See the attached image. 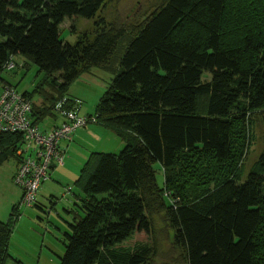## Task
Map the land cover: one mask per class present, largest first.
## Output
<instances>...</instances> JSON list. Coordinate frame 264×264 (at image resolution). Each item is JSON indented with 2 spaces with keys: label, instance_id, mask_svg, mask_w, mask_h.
I'll return each instance as SVG.
<instances>
[{
  "label": "trees",
  "instance_id": "obj_1",
  "mask_svg": "<svg viewBox=\"0 0 264 264\" xmlns=\"http://www.w3.org/2000/svg\"><path fill=\"white\" fill-rule=\"evenodd\" d=\"M106 2L0 0V82L23 57L55 91L44 93L49 107L34 106L36 124L56 100H79L66 92L81 75L119 58L94 114L125 147L82 170L60 264H152L151 247H121L161 213L180 251L173 264H264V150L243 175L251 118L264 126V0H160L132 28L112 22L62 39L66 19H93ZM3 136L0 165L19 160L22 143ZM12 212L0 221V264L18 205Z\"/></svg>",
  "mask_w": 264,
  "mask_h": 264
},
{
  "label": "rangeland",
  "instance_id": "obj_2",
  "mask_svg": "<svg viewBox=\"0 0 264 264\" xmlns=\"http://www.w3.org/2000/svg\"><path fill=\"white\" fill-rule=\"evenodd\" d=\"M159 1L107 0L93 19H66L61 25V37L73 44L82 33H87L88 36L91 35L92 31L96 29V25L97 30L103 27V24L108 26L112 22L120 27H129L148 15ZM15 59L19 62L20 69L5 70L1 78L5 83L13 85L15 90L19 91L20 94L22 93L31 104V113L28 114L26 121L29 119L30 123L38 128L29 136L23 137L22 134H19L22 143L15 151V157H18V152L25 141L31 146L39 147V142H36L37 134L48 133V130L43 129L44 123H49L48 120L53 116L60 119L57 113V105L64 98L68 100L69 98L65 96L56 100L54 108L50 109V112L48 111V116L36 124L37 117L33 114L34 106L45 107L46 103L48 105L44 96L55 93V91L45 81V75L38 73V68L34 63L23 57H16ZM118 65L119 58H116L104 67H93L68 87L66 92L68 96L82 100V113L96 110L99 101L111 86ZM3 81L0 82V93L2 92ZM55 81L60 83L57 79ZM25 92L30 97L25 96ZM71 106L72 104L69 102V107ZM66 108L65 105L61 107L62 110L67 111ZM17 120L23 121L21 117H17ZM251 120H253L251 129L253 145L246 157V160L248 158L247 165L246 167L243 166L244 178L264 150V126L262 121L258 116H253ZM12 127L13 120L10 118L8 128ZM84 132L85 135L76 141L74 152L72 151L74 153L73 159L71 158L72 152H70L65 161L67 164L71 160L73 167L70 168L69 164L64 165L65 168L59 166L61 169L55 175L56 178H53L52 182L44 181L38 188L36 197L37 203H39L38 207L36 205L32 207L25 205L22 201L23 191L18 187V184L15 185L11 181L16 159L9 156L8 160L3 161L0 165V221H8L12 216L14 207L17 205L20 214V218L15 223L11 233L8 249L9 257L6 259L5 264H60V259L65 253V234L70 233L69 223L73 217V214L69 212L76 208L75 204H79V200L77 201L78 194L83 196L81 188L76 185V182L81 178L82 170L91 160L93 154H119L125 147V142L121 136L113 129L101 124L89 125ZM3 135H6V133L0 132V136L4 137ZM50 164L53 166V160L50 161ZM18 170L19 166L17 167ZM157 180L159 185L162 186L163 175L161 172L157 174ZM16 190L22 191L20 199ZM165 218L164 213L153 215L151 233L147 235L136 233L131 239L124 242L121 248L128 250L129 248L147 245L154 251L152 264L179 262L180 251L174 246L173 232L167 225L168 222Z\"/></svg>",
  "mask_w": 264,
  "mask_h": 264
},
{
  "label": "built area",
  "instance_id": "obj_3",
  "mask_svg": "<svg viewBox=\"0 0 264 264\" xmlns=\"http://www.w3.org/2000/svg\"><path fill=\"white\" fill-rule=\"evenodd\" d=\"M15 66V63L10 61L7 64V69L13 70ZM18 92L14 87L6 86L0 95V132L18 133L25 137L37 131L38 128L31 124L29 119L26 121L32 107ZM71 104L72 106L69 107L68 99L64 98L57 105V113L63 121L48 133L37 134L36 142H39V147L31 146L24 139L25 143L18 152L19 170L14 176V184H18V187L23 191L22 201L28 207L36 205L38 188L44 181L50 179V171L54 168V164L64 165L65 156L59 148V143L62 140L71 141L77 130L98 122V117L95 114L82 115L80 113L83 105L81 100H74ZM63 105L67 106V111L61 109ZM17 117H21L23 121H18ZM10 118L13 120L12 128H8ZM51 160H53V166L50 164Z\"/></svg>",
  "mask_w": 264,
  "mask_h": 264
},
{
  "label": "crops",
  "instance_id": "obj_4",
  "mask_svg": "<svg viewBox=\"0 0 264 264\" xmlns=\"http://www.w3.org/2000/svg\"><path fill=\"white\" fill-rule=\"evenodd\" d=\"M6 84H8V83H5L4 85H6ZM9 85V84H8ZM11 85V84H10ZM3 86V85H2ZM13 86V85H12ZM3 89H4V87H2V91H3ZM1 95V94H0ZM76 99H78V98H76ZM80 100V99H79ZM82 101V100H81ZM95 112V111H94ZM94 112H91V111H88V112H86V113H82L81 112V109H80V113L82 114V115H93L94 114ZM58 117H55V116H53L52 118H50L48 121H49V123L48 122H46V123H44L45 125H44V127H43V129L45 130V131H50V130H52L53 128H56L57 126H59L60 124H61V122L63 121L62 119H59ZM93 125H98V124H92V125H90V126H93ZM89 127V126H88ZM87 127V128H88ZM87 128H84V129H79V130H77L74 134H73V137H72V140L71 141H69V140H62L61 142H60V144H59V148H60V150L63 152V154H64V156H65V161H66V158H67V155L70 153V152H74V149H75V146H76V141L80 138V137H83L84 135H85V132H84V130H86ZM71 148H73L71 151H70V149ZM71 153V158L73 159V156H74V153ZM19 160H17L16 161V164H15V170L13 171V173L11 174V176H12V178H11V181L12 182H14V180H13V178H14V176H15V174H16V171H17V167L19 166ZM69 164V167L70 168H72L73 167V165L71 164V160H70V162L69 163H65L64 162V165L65 166H67ZM63 165V166H64ZM62 166V167H63ZM65 166H64V168H65ZM59 169H61L59 166H57L56 164H55V166H54V168L50 171V179L47 181V182H49V181H53V178H56L55 177V175L57 174V172H58V170ZM57 180H58V177H57ZM16 193L18 194V196H19V199L22 197V191L21 190H16ZM78 201V200H77ZM37 206H39V203H37Z\"/></svg>",
  "mask_w": 264,
  "mask_h": 264
},
{
  "label": "bare ground",
  "instance_id": "obj_5",
  "mask_svg": "<svg viewBox=\"0 0 264 264\" xmlns=\"http://www.w3.org/2000/svg\"><path fill=\"white\" fill-rule=\"evenodd\" d=\"M8 87H10V86H8ZM10 88H13V87H10Z\"/></svg>",
  "mask_w": 264,
  "mask_h": 264
}]
</instances>
